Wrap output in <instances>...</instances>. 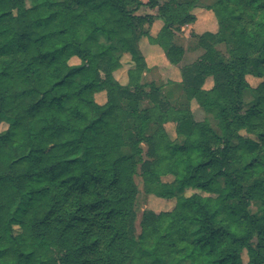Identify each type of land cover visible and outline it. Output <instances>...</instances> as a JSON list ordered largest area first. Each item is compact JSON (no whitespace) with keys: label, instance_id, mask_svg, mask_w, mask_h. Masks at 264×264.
<instances>
[{"label":"trees","instance_id":"obj_1","mask_svg":"<svg viewBox=\"0 0 264 264\" xmlns=\"http://www.w3.org/2000/svg\"><path fill=\"white\" fill-rule=\"evenodd\" d=\"M197 1L0 0V264H264V0L207 5L218 29L181 67L180 102L143 81L145 27L163 21L148 38L179 64L174 36ZM247 75L263 78L248 108ZM138 169L147 192L175 199L144 210L139 231Z\"/></svg>","mask_w":264,"mask_h":264},{"label":"rangeland","instance_id":"obj_2","mask_svg":"<svg viewBox=\"0 0 264 264\" xmlns=\"http://www.w3.org/2000/svg\"><path fill=\"white\" fill-rule=\"evenodd\" d=\"M141 1L146 2L147 0H141ZM161 1H165V0H161ZM212 2L213 0H198L196 6L191 10L192 13L195 15V21L191 24H186L182 26V28H180V30L175 33L174 42L176 43V45L181 46L184 49V54L182 56L181 61L179 62L181 67L191 64L193 61L198 59L204 52V49L201 46H199L200 44L199 36L204 32L215 33L218 29L217 21H216V18L213 12L207 8V5L211 4ZM142 13H151L153 15H156V9H149L146 7H142L138 11V14H142ZM159 22L161 23V25L159 26L158 24L154 25L156 24L154 23L153 29L151 28L152 24L149 26L147 25L145 27V29H147L149 33L148 34L149 36L154 37L150 33L154 34L157 31H159L160 27L163 24V21L159 19ZM148 35L143 36L142 38H140V40L141 39L145 40L146 38L149 40ZM102 41L104 40L102 39ZM216 47L222 53H225V47L223 44L219 43L216 45ZM121 61H123L124 63V64L122 63L123 65H127V64L132 65V62L130 61V55L128 53L126 56H123ZM69 63L77 64L79 63V60L76 57H73L70 59ZM149 73L150 72L148 68L143 74L144 82L153 81L152 78L155 79L154 74L151 73V76H150ZM246 78L250 84V88L244 91L243 99H244L245 107L248 108L257 101L258 94L256 92V87L262 82L263 78L253 77L251 75H247ZM158 79L159 77L157 78V80ZM160 79L161 80H158L155 82L160 85L164 84V88H163L164 89L163 91H165L164 95L169 99V101L172 103H175L176 101L179 100L180 102L183 99L182 87L180 85L181 79L179 81H176V80H173L174 78L166 77V76H160ZM212 85H213V79L211 76H208L204 79L202 86L204 89H209L212 87ZM95 100L100 104L104 103L106 101L105 91L96 93ZM191 112L195 120L197 121L206 120L210 123L211 127L214 130L218 131L217 119L214 117L213 113L208 112L204 110L203 108H201L196 103L195 100H192L191 102ZM165 126H166V130L169 136L172 138L175 137L174 124L172 122H169ZM6 127H7V123L3 120H0V131L4 130ZM241 134L245 136H249L244 131H242ZM171 180H172V176L170 175L162 177V181H171ZM135 182L138 187V194H137L136 202H135V211H136L135 222H136L137 231H139L138 224H139L141 215L144 210L151 209L157 213L161 211H165V210H171L175 205V199L174 198H171V199L160 198V197L155 196L152 193L147 192L140 169L137 170V173L135 175ZM192 192H193L192 189L190 188L186 189L187 195L191 194ZM251 208L254 210L255 209L254 205H252ZM196 232H197V226H193L189 232L190 239H192L196 235ZM242 259L244 262L247 261V256H246L245 251L242 252ZM129 264H138V263L133 261Z\"/></svg>","mask_w":264,"mask_h":264},{"label":"crops","instance_id":"obj_3","mask_svg":"<svg viewBox=\"0 0 264 264\" xmlns=\"http://www.w3.org/2000/svg\"><path fill=\"white\" fill-rule=\"evenodd\" d=\"M156 23V24H154ZM154 25H161L159 22V19H156L153 23L151 28L153 29ZM212 31V30H211ZM158 32V31H157ZM156 32V33H157ZM156 33L151 35L155 36ZM145 41V42H144ZM139 48L145 57L147 67L149 68V74L151 76V73L154 74V78H152L153 81L161 80L160 76H166V77H172L173 80L179 81L181 79V72H180V63L179 64H171L165 57L164 51L158 44L150 42L147 38L145 40L141 39L139 42ZM125 54L124 56H126ZM123 63V61H122ZM124 64V63H123ZM122 67L114 72L115 77L121 82H126V70L130 68L132 65L127 64L123 65ZM153 70V71H152ZM152 71V72H151ZM171 73V74H170ZM159 79L157 80V78ZM151 78V77H150Z\"/></svg>","mask_w":264,"mask_h":264}]
</instances>
